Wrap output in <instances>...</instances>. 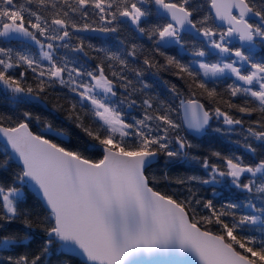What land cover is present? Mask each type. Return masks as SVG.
<instances>
[{
	"label": "snow or ice",
	"instance_id": "obj_1",
	"mask_svg": "<svg viewBox=\"0 0 264 264\" xmlns=\"http://www.w3.org/2000/svg\"><path fill=\"white\" fill-rule=\"evenodd\" d=\"M122 28L150 41L152 51L164 56L167 66L177 70L174 74H186L189 88L199 89L210 104L218 105L222 96L206 81L234 77L226 88L230 99L223 103L246 116L260 114L244 129L242 146L250 156L212 152L215 160L201 159L198 145L181 132L202 134L213 116L223 118L232 131L231 126L243 128L245 121L219 106L209 109L199 98H186L174 85L171 92L178 103L142 99L141 117L126 122L119 105L132 109L138 104L133 97L149 87L141 81L137 89L125 74L144 75L129 58L143 56L148 68L165 66L134 43L128 48L121 40L110 50L86 45L88 38L76 35L119 34ZM186 34L203 38L193 47V57L204 58L214 50L234 59L184 64L165 56L162 48H185ZM16 38L30 43L19 50L0 46V85L12 93L11 101L25 106L59 84L79 97L81 110L96 123L86 125L76 114L87 139L81 137L67 149L30 130V111L16 117L0 114V136L6 141L0 161V264H51L54 252L70 257L60 264H71L77 256L84 264H264V56H256L257 43L264 45V0H0V41ZM236 40L239 46L231 47ZM60 49L80 55H60ZM89 50L99 55L90 56ZM83 58L99 62L88 70ZM29 74L35 87L26 84ZM116 81H122L127 93L119 101L113 99ZM76 109L72 103V113ZM45 131L54 132L50 124ZM96 152L102 158L86 155ZM161 157L170 163L195 161L208 175L178 178L176 184L234 186L245 194L242 203L217 209L212 200H180L158 190L162 179L153 169ZM13 159L22 167L9 176ZM242 206L249 211L238 214ZM16 224L22 227L14 228ZM34 229L44 233L35 249ZM255 231L259 238L246 234Z\"/></svg>",
	"mask_w": 264,
	"mask_h": 264
},
{
	"label": "trees",
	"instance_id": "obj_2",
	"mask_svg": "<svg viewBox=\"0 0 264 264\" xmlns=\"http://www.w3.org/2000/svg\"><path fill=\"white\" fill-rule=\"evenodd\" d=\"M202 3H206V0H201ZM90 22V21H89ZM81 37H87V43H91L96 47H106L110 50H115V47L120 44V41H124V46L130 48L134 43L138 46V48L143 50V54L149 56V58L154 59L158 64L164 65L165 68L156 69V68H148L146 65H143V56L140 57L139 60H132L129 58L130 65L132 67H140L144 69V75L142 77H136L134 73L127 72L125 73L129 79L133 81L134 86L137 89L142 88V83L149 85L148 88L143 89L142 92H138L133 98H136L138 104L134 106L132 109H129L126 104L119 105V107L124 112V118L126 122H132V117L140 118L142 115V109L139 106V102L142 99L150 98L154 102H164L166 104L176 102V97L171 92V88L174 85L180 92L184 94V96L191 98H199L202 103L206 105L207 108L212 109L215 106L221 107L223 111L228 112L236 118H240L245 121L243 128L240 125L231 126L235 130H229L230 126L225 125L221 121H210V128H207L204 135L199 138H193L187 135L184 131L181 132V135H185L188 137L194 144L198 145L197 152L201 159L210 158L215 160V157L211 156L212 152H220L225 156L232 155H241L243 157L250 156L249 153L245 151L243 148L244 142V129H246L249 125L252 124L253 121L259 119L260 114L254 113L252 116H246L242 113L236 112L234 109H229L224 100L230 99L226 88L227 85L232 83L229 79H222L215 82H208L209 87H215L218 92L221 93L222 99L218 105L210 104L203 97L199 96V89L189 88V83H191L190 79L186 74L181 73L180 75H176L174 73L177 70L174 67L167 66V62L164 56L159 55L158 53H154L151 49V42L148 41L144 37H139L138 34L130 32L126 29L121 30L119 34H99V33H78ZM186 46L183 50V54H180L177 48L168 47L165 49H161L165 53V56L175 57L178 61L184 64H191V57L193 47L200 46V40L194 39L188 35H185ZM78 41H71V43L75 44ZM28 42H24L23 40L13 39L11 42L4 43L0 41V46L4 47H12L14 49H22L25 44ZM259 47L260 45L257 44ZM235 47V46H231ZM260 52L257 56L259 59L261 56H264V51L259 47ZM32 51L38 52V49L35 45H32ZM67 52L69 57H75L80 54L73 53L67 51L65 49H60V55H63ZM90 56H98L99 54L92 52L89 50ZM213 58H210L212 60ZM99 62V59H88L83 58L82 63H84L85 67L88 70H92L94 66ZM194 69V68H193ZM195 70V69H194ZM198 72L197 70H195ZM107 73V67H106ZM110 75V74H109ZM202 78V77H198ZM26 84H31L35 87V81L31 78V74H29ZM117 87V97L113 98L117 101L122 99L127 95L125 93L124 88L121 86L122 81H116ZM196 92V96H192V93ZM43 99L38 101H31L25 106H17L11 101L12 93L5 90L2 85H0V114L5 115L6 117H16L20 115L23 111H30L33 114L34 119L30 123V130H32L35 134H43L47 138L53 140V142L60 144L61 146L67 149H73L77 143L79 142V138L84 136V133L77 127V121L74 119L76 114H79L83 119L86 125L96 123V118L91 116L86 110H81L80 105L78 103L79 97L75 96V94L70 93L67 88L61 87L59 84H56L54 87L49 88L46 94H41ZM235 100V98H231ZM72 103H77V109L75 113L71 111ZM90 108V107H89ZM72 115L73 118H69ZM175 116V113H174ZM39 118V122L35 119ZM50 124L54 132H46V126ZM216 128H219L221 131H215ZM55 133H60L61 135H56ZM4 147L0 144V161L5 159ZM90 159L98 160L102 158L101 153H86ZM167 157L159 158V162L157 166L153 169V173L161 177L162 183L157 184L156 188L160 191H165L174 197L184 200L185 198L190 199H200L204 200H212L213 204L217 209L221 208V206L229 204V203H242L244 195L238 189H235L234 186H229L227 184L223 185H201L196 182L185 183L183 185L176 184L174 181L178 178H184L185 180L189 176H203L204 178H208V175L200 165L191 160H180L176 163L167 162ZM247 162V160H246ZM11 166L10 171L7 175H11V172H14L19 169V167L14 164L12 161H9ZM167 176L168 179H163L164 176ZM191 189V192H189ZM29 193V192H28ZM33 200L36 199L31 193H29ZM239 197V199H238ZM32 200L29 201V205H31ZM198 211L202 214H208L207 209L198 208ZM249 210L244 208L243 206L237 209L238 214L247 213ZM14 228L22 227L20 224H16L13 226ZM213 231H216V228L213 227ZM36 235L31 242V247L33 249L38 248L43 241L44 233L39 229H34ZM247 235H255L258 238L260 237V232H248ZM70 257L60 255L59 253H53L49 259L51 264H60L61 261L67 260ZM71 264H82L78 260L72 258Z\"/></svg>",
	"mask_w": 264,
	"mask_h": 264
},
{
	"label": "rangeland",
	"instance_id": "obj_3",
	"mask_svg": "<svg viewBox=\"0 0 264 264\" xmlns=\"http://www.w3.org/2000/svg\"><path fill=\"white\" fill-rule=\"evenodd\" d=\"M198 38L201 39V40L203 39L202 37H198ZM16 39L22 40V38H16ZM24 42H27V41H24ZM28 43H30V42H28ZM37 49H38V48H37ZM177 49L179 50L180 53L182 52V51L179 49V46H177ZM209 51H210L211 54L208 55L207 58H206V57H204V58L192 57V58H191V62L194 61V60H200V59H204L206 62H219V61L228 62L229 59H234V57H227V56H225L224 54H221V53L215 52L214 50H209ZM256 53H257V48H256ZM210 58H213V59L210 60ZM192 67H193L194 69H196L198 72H200V70H199V68H198V65L193 64ZM229 76H230V74H229L228 76H226V77H221V78H219V79H217V80L227 79V78H229ZM201 77H202V74H201ZM217 80H216V81H217ZM207 81L213 82L212 79H208ZM89 107H90V106H89ZM212 120H213V121H221V122L223 123V118H219V119H217V118H215V116H213V119H212ZM222 184H223V183H222ZM217 185H221V184H217ZM223 185H225V184H223Z\"/></svg>",
	"mask_w": 264,
	"mask_h": 264
},
{
	"label": "water",
	"instance_id": "obj_4",
	"mask_svg": "<svg viewBox=\"0 0 264 264\" xmlns=\"http://www.w3.org/2000/svg\"><path fill=\"white\" fill-rule=\"evenodd\" d=\"M213 15H214V14H213ZM220 23H221L220 21H216V22H215L216 25H220ZM223 27H227V25H223ZM186 35H187V34H186ZM188 36H190V37H192V38H196V36H191V35H188ZM233 43L239 46V41H238V40L234 41ZM261 45H262V44H261ZM262 46L264 47V45H262ZM171 47H173V46H171ZM167 48H168V47H167ZM163 49H165V48H163ZM230 78H231L232 81H234V77H230ZM206 130H207V129H206ZM206 130H205V131H206ZM205 131H204L202 134H199V135H196V134H194V133H191V132H189V131H187V130H185L184 132H185L187 135H189L190 137H193V138H199V137H202V136L204 135ZM0 144H1L3 147L6 146V141L3 139L2 136H0ZM8 151L11 152V148H10V146H8ZM11 161H12L14 164H16L19 168L22 167V165L19 163V161H18L17 159H13V160H11ZM28 192L31 193L35 198H37L35 192H33L32 189H29ZM64 256H67V255H64ZM67 257H69V256H67ZM74 259H76V260H78L80 263L84 264V261H83V258H82V257L77 256V257H74ZM182 259H184V260H191V259H195V258H194V257H183Z\"/></svg>",
	"mask_w": 264,
	"mask_h": 264
},
{
	"label": "flooded vegetation",
	"instance_id": "obj_5",
	"mask_svg": "<svg viewBox=\"0 0 264 264\" xmlns=\"http://www.w3.org/2000/svg\"><path fill=\"white\" fill-rule=\"evenodd\" d=\"M198 40H200V41H202L201 39H199V38H197ZM257 44H259L260 45V47L262 48V46H261V44L258 42ZM230 46H238V45H236V44H232V45H230ZM177 48V47H176ZM257 48V53H256V56H258L259 55V52H260V49H259V47H256ZM180 49V48H179ZM178 50V49H177ZM182 52L181 53H183V50L182 49H180ZM179 51V50H178ZM262 51H264V49L262 48ZM180 53V52H179ZM206 58H207V56H206ZM196 70V69H195ZM209 82V81H208Z\"/></svg>",
	"mask_w": 264,
	"mask_h": 264
},
{
	"label": "bare ground",
	"instance_id": "obj_6",
	"mask_svg": "<svg viewBox=\"0 0 264 264\" xmlns=\"http://www.w3.org/2000/svg\"><path fill=\"white\" fill-rule=\"evenodd\" d=\"M258 47V46H257ZM260 47V46H259Z\"/></svg>",
	"mask_w": 264,
	"mask_h": 264
}]
</instances>
